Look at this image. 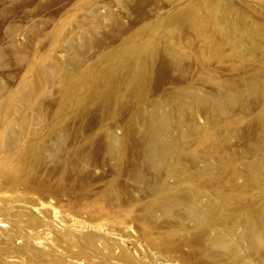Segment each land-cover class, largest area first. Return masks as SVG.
Returning <instances> with one entry per match:
<instances>
[{
	"label": "rangeland",
	"instance_id": "rangeland-1",
	"mask_svg": "<svg viewBox=\"0 0 264 264\" xmlns=\"http://www.w3.org/2000/svg\"><path fill=\"white\" fill-rule=\"evenodd\" d=\"M0 264H264V0H0Z\"/></svg>",
	"mask_w": 264,
	"mask_h": 264
},
{
	"label": "bare ground",
	"instance_id": "bare-ground-1",
	"mask_svg": "<svg viewBox=\"0 0 264 264\" xmlns=\"http://www.w3.org/2000/svg\"><path fill=\"white\" fill-rule=\"evenodd\" d=\"M4 225V223H2V221L0 220V226H3Z\"/></svg>",
	"mask_w": 264,
	"mask_h": 264
}]
</instances>
